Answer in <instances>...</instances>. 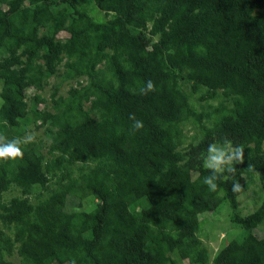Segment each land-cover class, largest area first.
<instances>
[{"label": "trees", "instance_id": "16d2710c", "mask_svg": "<svg viewBox=\"0 0 264 264\" xmlns=\"http://www.w3.org/2000/svg\"><path fill=\"white\" fill-rule=\"evenodd\" d=\"M0 84V134L36 137L0 163V264H264V0H0ZM224 137L242 191L217 196ZM226 205L242 234L213 253Z\"/></svg>", "mask_w": 264, "mask_h": 264}, {"label": "clouds", "instance_id": "9594fccd", "mask_svg": "<svg viewBox=\"0 0 264 264\" xmlns=\"http://www.w3.org/2000/svg\"><path fill=\"white\" fill-rule=\"evenodd\" d=\"M154 91L155 85L151 80L146 81L144 86L139 88V94L144 96ZM129 119L132 121L130 125V132L132 134L143 129V121L138 120L135 114H130ZM35 140V135L31 133L14 138H8L0 134V163L22 160L24 157V146L29 143H34ZM202 160L203 168L209 173L203 177L202 183L210 193H215L217 196L222 194L218 185L221 177L231 179V191L234 195L242 191L240 181L235 175L237 172L235 165L242 164L245 160V147L243 145L234 144L231 139L224 137L222 141L208 145L206 154ZM247 170L252 171L253 165H250ZM73 264H75V261H73Z\"/></svg>", "mask_w": 264, "mask_h": 264}, {"label": "rangeland", "instance_id": "374dc122", "mask_svg": "<svg viewBox=\"0 0 264 264\" xmlns=\"http://www.w3.org/2000/svg\"><path fill=\"white\" fill-rule=\"evenodd\" d=\"M63 67L62 65L60 66V70H62ZM69 83L67 82L66 84H64L62 87V91L66 92L65 90H67L66 88L69 87ZM48 89H46L45 94L48 95L49 93V89L51 88L50 86H47ZM0 89H1V84H0ZM202 103H206L209 104L206 101H203ZM211 104H217V99L216 100H212ZM198 107H200V104H198ZM184 131L187 134V139L189 140L190 136H192L195 133V129L193 128V126L191 124H188L184 127ZM38 132H42V130L38 131ZM44 138V137H43ZM44 143L48 144L49 141L46 140ZM20 194L19 190L17 188H12L11 190L7 191L4 193V198L5 199H9L14 195H18ZM241 199V204L242 206L245 205L246 208V212L247 211H251L254 210V200L251 201L252 196L251 193H248L245 197L240 196ZM252 203V204H251ZM96 204V199H94L93 196H89L84 200V208L86 210H91L94 208ZM251 204V206H249ZM244 207V206H243ZM208 213L209 216L207 217L206 221L202 222L201 228L204 230V232H207L208 234V239H209V244L211 245V247L214 248V252L216 253V251H218L219 249H221V247L225 244V242L227 240H231L233 238L236 237H240L242 234L241 229L238 227V225H236L235 223H233L230 220V208L229 206H224L221 210L220 213H218V215H213L212 212H205ZM12 259L16 262H18L19 257L17 255H14L12 257ZM180 263H184V264H188V261L183 260L180 261Z\"/></svg>", "mask_w": 264, "mask_h": 264}]
</instances>
